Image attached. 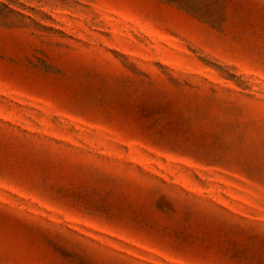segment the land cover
<instances>
[{
	"label": "rangeland",
	"instance_id": "1",
	"mask_svg": "<svg viewBox=\"0 0 264 264\" xmlns=\"http://www.w3.org/2000/svg\"><path fill=\"white\" fill-rule=\"evenodd\" d=\"M0 264H264V0H0Z\"/></svg>",
	"mask_w": 264,
	"mask_h": 264
}]
</instances>
